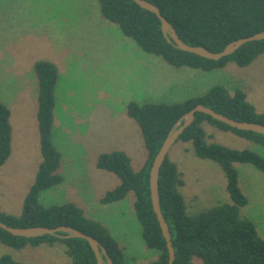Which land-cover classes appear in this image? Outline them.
<instances>
[{
  "label": "rangeland",
  "instance_id": "obj_1",
  "mask_svg": "<svg viewBox=\"0 0 264 264\" xmlns=\"http://www.w3.org/2000/svg\"><path fill=\"white\" fill-rule=\"evenodd\" d=\"M97 0H0V99L11 112L12 151L0 168V207L21 215L25 199L43 161L39 133L37 61L57 63L53 141L62 155L63 182L42 192L46 206L75 203L104 224L125 249L127 264H148L158 252L147 248L137 219L134 194L103 204L120 184L114 174L97 169L103 153L124 151L139 171L148 159L142 132L127 116L131 101L183 103L215 86L231 93L244 90L248 101L264 113V54L246 68L231 63L203 72L170 67L147 55L120 30L108 29ZM209 143L249 150L264 158V146L210 125ZM184 181L179 188L187 211L195 215L231 203L220 166L195 155L193 143L178 141L169 152ZM239 186L248 198L241 210L264 238V174L250 164H235ZM25 264H72L62 243H43L22 250L0 242V257ZM194 264H204L194 259Z\"/></svg>",
  "mask_w": 264,
  "mask_h": 264
},
{
  "label": "trees",
  "instance_id": "obj_2",
  "mask_svg": "<svg viewBox=\"0 0 264 264\" xmlns=\"http://www.w3.org/2000/svg\"><path fill=\"white\" fill-rule=\"evenodd\" d=\"M102 19L115 26L133 40L147 55L163 59L170 67L180 70L190 68L203 72L225 69L234 63L246 68L264 54V40L247 43L233 55L213 61L183 52L169 44L162 32L157 16L142 9L133 0H97ZM158 7L162 15L173 25L180 39L189 46L204 47L220 53L230 43L264 32V0H145ZM34 70L39 80L37 119L41 139L43 161L40 164L24 203L21 215H13L0 207V221L10 227L70 226L98 240L107 250L113 264H127L125 249L111 231L101 222L89 218L75 203L44 206L40 202L42 192L61 184L59 174L62 155L54 144V111L56 88L60 70L50 60L37 61ZM204 105L217 113L240 122L264 125V113L248 101L244 90L231 93L224 86H215L202 96L183 103H140L131 101L126 107L127 116L140 128L148 152L145 165L136 171L132 159L124 151L101 154L97 169L114 174L120 184L108 191L101 200L112 204L134 194V209L141 225L142 238L147 248L157 251V260L148 264H168L169 251L157 216L153 209L150 173L153 162L175 124L198 105ZM11 112L0 99V168L12 151ZM205 125L230 132L264 146V135L241 131L196 113L195 121L178 141L193 143L195 155L217 163L227 178V191L231 203L220 204L201 213L190 215L179 188L184 181L175 162L169 155L160 169L159 197L161 210L170 229L176 259L173 264H194L200 259L204 264H264V238L255 223L241 216L248 198L239 186L237 163L250 164L264 174V158L249 150H235L209 143ZM177 141V142H178ZM46 235L39 238L16 237L0 228V242L22 250L27 246L43 243H62L72 264H97L90 244L84 239ZM0 264H25L10 256L0 257Z\"/></svg>",
  "mask_w": 264,
  "mask_h": 264
},
{
  "label": "water",
  "instance_id": "obj_3",
  "mask_svg": "<svg viewBox=\"0 0 264 264\" xmlns=\"http://www.w3.org/2000/svg\"><path fill=\"white\" fill-rule=\"evenodd\" d=\"M133 1L137 5H139L142 9L149 11L157 16V18L160 20L162 25L163 35L165 36L169 44H174V46L177 49L183 52H188L208 60L220 61L225 57L233 55L236 51H238L241 47H243L247 43L264 40V32H261L255 34L254 36L248 38H242L230 43L220 53L211 52L204 47L189 46L180 39L173 25L162 15L158 7L154 6L153 4L145 0H133ZM196 113H203L209 115L213 119L222 122L234 129H238L241 131H250L264 135V125L236 121L234 119L228 118L225 115L217 113L216 111L201 104L196 106L186 115H184L172 128L161 150L159 151L153 162L150 173V190H151L152 205L155 214L157 216L160 228L162 230L163 236L167 242V248L170 256L168 264H173L176 259V256H175V250L173 247L170 229L161 210L160 197H159L160 169L163 166L165 160L167 159L172 147L179 140L180 136L195 121ZM0 228L10 233L13 236L23 237L27 239L44 237L46 235L61 237L59 233L66 234L64 238H68V239L71 238L84 239L90 244L91 248L93 249L95 256L97 258V264H113L111 258L107 253L106 248L98 240L70 226H59L56 228H49L42 226L15 228V227H10L5 223H3L2 221H0Z\"/></svg>",
  "mask_w": 264,
  "mask_h": 264
},
{
  "label": "crops",
  "instance_id": "obj_4",
  "mask_svg": "<svg viewBox=\"0 0 264 264\" xmlns=\"http://www.w3.org/2000/svg\"><path fill=\"white\" fill-rule=\"evenodd\" d=\"M107 26H109V27H107L108 29H112V28H114L115 30H117V28L115 27V26H113L112 24H106ZM57 64V63H56Z\"/></svg>",
  "mask_w": 264,
  "mask_h": 264
}]
</instances>
